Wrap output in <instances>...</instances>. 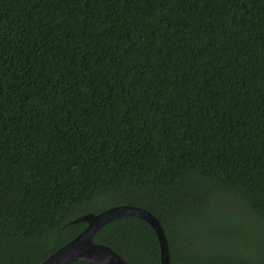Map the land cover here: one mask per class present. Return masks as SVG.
<instances>
[{
	"label": "trees",
	"instance_id": "trees-1",
	"mask_svg": "<svg viewBox=\"0 0 264 264\" xmlns=\"http://www.w3.org/2000/svg\"><path fill=\"white\" fill-rule=\"evenodd\" d=\"M121 204L170 264H264V0H0V264ZM92 240L160 264L138 217Z\"/></svg>",
	"mask_w": 264,
	"mask_h": 264
},
{
	"label": "water",
	"instance_id": "water-1",
	"mask_svg": "<svg viewBox=\"0 0 264 264\" xmlns=\"http://www.w3.org/2000/svg\"><path fill=\"white\" fill-rule=\"evenodd\" d=\"M128 215L138 217L152 227L159 245L160 264H170L168 241L157 217L142 207L128 204L111 206L98 213H85L75 218L73 223L84 222L86 226L39 264H69L78 260L89 264H136L124 260L109 246L92 240L100 227L115 218Z\"/></svg>",
	"mask_w": 264,
	"mask_h": 264
},
{
	"label": "rangeland",
	"instance_id": "rangeland-1",
	"mask_svg": "<svg viewBox=\"0 0 264 264\" xmlns=\"http://www.w3.org/2000/svg\"><path fill=\"white\" fill-rule=\"evenodd\" d=\"M101 206H104V205H102L101 203H94L90 208H88V210H90V211H96V210H98Z\"/></svg>",
	"mask_w": 264,
	"mask_h": 264
}]
</instances>
